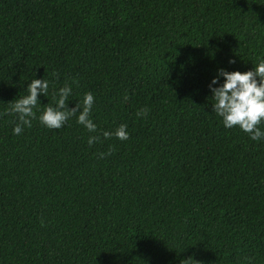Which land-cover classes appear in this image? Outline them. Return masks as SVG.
Masks as SVG:
<instances>
[{
  "label": "trees",
  "instance_id": "1",
  "mask_svg": "<svg viewBox=\"0 0 264 264\" xmlns=\"http://www.w3.org/2000/svg\"><path fill=\"white\" fill-rule=\"evenodd\" d=\"M258 58L264 0H0V264H264V141L208 89ZM32 78L90 91L99 141L75 115L13 135Z\"/></svg>",
  "mask_w": 264,
  "mask_h": 264
},
{
  "label": "clouds",
  "instance_id": "2",
  "mask_svg": "<svg viewBox=\"0 0 264 264\" xmlns=\"http://www.w3.org/2000/svg\"><path fill=\"white\" fill-rule=\"evenodd\" d=\"M48 88V80L32 78L26 85V95L10 101L7 111L16 116L12 134L20 135L25 127L31 126L32 119H38L45 128L60 129L75 115L76 123L88 133H93L87 137V144L91 146L98 142L100 136L94 134L97 132V125L90 118L93 94L90 91L85 92L81 100L72 108H68L66 105L72 89L65 84L52 94V104H41L38 97H46ZM208 89L212 111L220 118L224 128L235 126L248 134L251 140L264 141V129L259 127L261 121H264V58H258L255 66L252 65L249 70L243 72L217 69V74L209 80ZM40 105L44 106L37 116L33 110H39ZM126 129L127 125L122 123L112 131H102L100 135L105 139L114 136L119 140H127L129 134ZM107 154L99 152L97 157L103 158Z\"/></svg>",
  "mask_w": 264,
  "mask_h": 264
}]
</instances>
